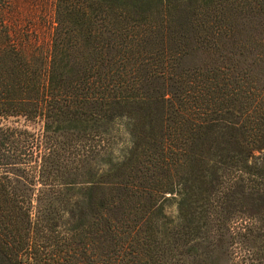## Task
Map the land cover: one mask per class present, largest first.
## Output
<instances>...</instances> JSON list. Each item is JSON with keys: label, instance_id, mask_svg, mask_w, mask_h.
I'll return each mask as SVG.
<instances>
[{"label": "trees", "instance_id": "1", "mask_svg": "<svg viewBox=\"0 0 264 264\" xmlns=\"http://www.w3.org/2000/svg\"><path fill=\"white\" fill-rule=\"evenodd\" d=\"M50 2L0 0V264H264V0Z\"/></svg>", "mask_w": 264, "mask_h": 264}, {"label": "rangeland", "instance_id": "2", "mask_svg": "<svg viewBox=\"0 0 264 264\" xmlns=\"http://www.w3.org/2000/svg\"><path fill=\"white\" fill-rule=\"evenodd\" d=\"M52 5L50 0H10V7L6 11V23L9 27L10 33L14 38L26 37L27 41L24 43L28 45H41L46 47L48 41V27L51 20ZM234 29L239 34L240 40L236 42L237 49H241L239 43L247 41L250 37L257 38L260 42L264 40V26L253 21L245 23L236 22ZM230 41L225 40V47H229ZM256 46L252 49V53L245 50L246 60L253 58L254 54L260 49ZM242 50V49H241ZM264 59V55H262ZM1 124H13L19 127L26 126V128L35 135L40 132L39 121H24L22 118H7L0 120ZM111 130L114 139L111 142V147L114 153L122 147L126 141V135L121 128L120 121H114L111 125ZM168 213L174 215V208L170 206Z\"/></svg>", "mask_w": 264, "mask_h": 264}]
</instances>
